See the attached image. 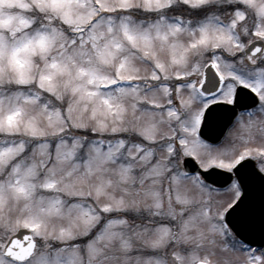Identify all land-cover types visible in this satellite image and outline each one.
<instances>
[{"label":"snow or ice","instance_id":"snow-or-ice-1","mask_svg":"<svg viewBox=\"0 0 264 264\" xmlns=\"http://www.w3.org/2000/svg\"><path fill=\"white\" fill-rule=\"evenodd\" d=\"M169 262L264 264V0H0V264Z\"/></svg>","mask_w":264,"mask_h":264},{"label":"clouds","instance_id":"clouds-1","mask_svg":"<svg viewBox=\"0 0 264 264\" xmlns=\"http://www.w3.org/2000/svg\"><path fill=\"white\" fill-rule=\"evenodd\" d=\"M22 59L24 60V72L27 73L29 71V64H28V61L30 59L31 61V73L32 75H38V72H37V68H43V65H44V62L43 60H41V58L39 57V55H34V56H31V57H28V56H23ZM8 71V74L11 75L12 74V70L11 69H7ZM66 79L65 76H62L60 74H57L55 76V82L57 83H62V81ZM33 91H35V89H33ZM42 95V98H45L43 96V93L41 94ZM26 111L29 113V114H32L33 111H34V108L32 105H27L26 106ZM106 176H111L112 177V180L114 182V184L118 181V177H116L115 175H112L111 173H105ZM126 232V235H131V231L130 229H125L124 230ZM133 243L136 244V240L135 238L133 237ZM118 247V241H114L113 244H112V248H116ZM169 264H171V262H169Z\"/></svg>","mask_w":264,"mask_h":264}]
</instances>
